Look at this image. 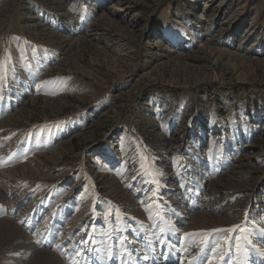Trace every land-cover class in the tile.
Instances as JSON below:
<instances>
[{"label":"rangeland","instance_id":"374dc122","mask_svg":"<svg viewBox=\"0 0 264 264\" xmlns=\"http://www.w3.org/2000/svg\"><path fill=\"white\" fill-rule=\"evenodd\" d=\"M204 1L131 0V20L114 18V25L106 26L95 22L101 11L97 0H0V121L12 115L1 122L0 137L6 134V141L0 139V154L7 155L0 169L19 170L8 176L21 199L14 215L33 198L34 207L45 203L33 228L44 222L46 209L59 208L71 220L80 217V223L99 220L103 225L108 221L131 236L134 221L126 213L131 197L149 204L162 197L161 189L174 179L185 186L204 176L231 177L232 166L238 165L243 172L222 182L230 194L242 192L225 195L218 209H233L250 193L240 212L245 219L237 230L227 222L207 232L216 235L219 244L230 233L233 239L236 233H246L249 240L255 230L252 239L258 252L250 258L260 264L264 0H222L220 22L228 30L219 28L221 24L209 29L201 22ZM65 23L83 28L93 23L92 29L100 33L96 39L82 40L81 34L64 33ZM246 32L250 34L245 41ZM155 39L176 46L178 52L158 48ZM164 138L170 143L167 152ZM38 167L37 173L30 172ZM107 177L115 178L127 197L101 188L100 180ZM181 191L187 194L185 187ZM209 199L204 197L203 203ZM164 206L167 202L161 209ZM61 221L66 219L56 223L59 230ZM139 229L131 237L134 241ZM48 234L53 238L55 229ZM129 242L118 235L113 252L150 264L152 246L148 252L130 251ZM99 246L108 251L106 240ZM4 257L0 254V264L7 263Z\"/></svg>","mask_w":264,"mask_h":264},{"label":"bare ground","instance_id":"6f19581e","mask_svg":"<svg viewBox=\"0 0 264 264\" xmlns=\"http://www.w3.org/2000/svg\"><path fill=\"white\" fill-rule=\"evenodd\" d=\"M223 1H204L200 18L202 19L201 22H205L208 25L209 29L212 26L221 24V26H218L219 28L228 30V26L226 28L223 25L224 22H220V17L223 15ZM96 4L101 6V11L95 22L100 21L106 26H113L114 18L117 22L131 20L130 18L127 19L132 8L131 0H97ZM207 12H209L207 16L203 15V13ZM92 24L83 28L70 27L69 24L65 23L61 24V27L64 33L81 34L82 40H92L96 39L100 33L97 28L92 29ZM245 31L247 30L244 29ZM247 34L250 33H245V41L248 40ZM66 38L71 37L66 36ZM66 40L70 41L69 39ZM154 43L155 46L166 49L169 53L178 52L176 46L162 45L163 42L157 39H155ZM13 100L15 102L18 101V99ZM11 116L6 114L1 118L0 135L2 133V120L6 121ZM3 135L6 137V134ZM4 136L0 137L2 142L6 141ZM162 140L163 145L166 144L164 152H167L170 148V143L166 138ZM8 146V144H5L4 150L8 151ZM8 152L10 153V150ZM6 155L4 154L1 157L2 155L0 154V162H6ZM162 159L167 164L166 160H164L165 156ZM163 166L166 167L164 164ZM2 170L0 169V247L2 245L4 247L0 250V254L5 256L6 264H76V261H79L78 264L81 262L82 264H89V260H91V264H138L136 260L133 262L129 261V254L118 257L113 252L112 241L114 242L118 235H121L124 239H130L128 243L130 251L143 250L148 252L147 249L152 246L153 256L150 258V264H256L253 261L254 257L250 258L251 255L255 256L258 252V248L254 245V239H252L254 234H256L255 230L252 229L253 232H251L249 240L246 239V233H236L235 239H233L232 233H230L228 240L224 241L225 239L222 238L223 240L219 243L220 245L216 241V235L212 234L210 235L211 237L208 235V230H212L214 233L227 222L232 226H241L245 219L244 215L240 217V212L248 204H245V201L248 202L250 193L247 197L241 198L242 200L238 202L235 208L220 207L218 209L220 202L225 201V195L230 197L242 192V190H239L230 194V189L225 187L222 182V180L224 182H227L228 179L233 180L243 172L242 168L238 167V165L232 166L231 171L233 170V173L230 174L231 177L226 175L223 178H211L209 180L208 176H204L194 181V184L187 183L185 186H183V183L178 184V179H174L170 187L161 189L162 197H158V200L151 201L149 204L142 205V200H134L135 197H131L126 202V213L130 216L129 221H134L128 233L133 235L140 228V233L135 241L131 239L132 235H126L122 228L120 232L116 231L117 227L108 221L106 225H103L99 220H96L95 223L93 221L84 223L85 220L83 219L80 223V217H77L76 219H72V223L71 216L69 217L66 211H62L59 208L53 210L46 209L47 214L43 216L45 217L44 222H40L33 228L36 224L37 216L42 213L41 207L45 203L43 201L37 202L38 207H34L32 198L30 206L23 207L24 209L19 212L21 214L14 215L21 199L14 192L15 188L12 184V178L8 176H16L19 170L18 167L12 170ZM38 171H40L39 167L30 169L31 173H37ZM220 171L222 173V170ZM6 174L7 176H5ZM172 176V174L169 176V180L172 179ZM183 176L186 178L185 174ZM207 179L208 181H206ZM100 181L101 188L106 190V192L120 194L123 198L127 197L126 192L117 184L115 178L107 177ZM196 185H198L199 189ZM203 185H206V187L203 193H200ZM250 186L252 192L253 186ZM184 187L187 189V194L182 196L183 193L180 194V191L182 188L184 190ZM7 188H11L12 190L9 191ZM204 197L210 198L209 201L203 203ZM165 202H167V206L161 209V204H165ZM140 206L142 209L137 208ZM259 208L264 210V205L260 204ZM1 212H4V214ZM26 212L28 213L26 214ZM43 217L41 220H43ZM61 218H65L66 221L60 222L62 227L59 230L56 223ZM154 219L156 221L151 224V221ZM148 223L152 225V228H149ZM84 224L87 225L86 228ZM258 224L264 226V213L258 218ZM125 226L128 225L125 224ZM31 228L35 229L33 233H29ZM54 229L56 235L51 238L48 232ZM102 230H105V232ZM261 230L264 231V229ZM185 233L189 235L186 236ZM156 239L159 240V250H157ZM50 240H53L54 243H47ZM103 240H106L108 245V251L105 253L102 251L103 246H99V243H102ZM187 240L191 241V243L187 244ZM80 249H82L83 253ZM84 252L85 256H83ZM105 255L107 256L105 257ZM230 255L233 259H230ZM139 260L143 261L144 256L139 257ZM260 264H264V259L261 260Z\"/></svg>","mask_w":264,"mask_h":264},{"label":"snow or ice","instance_id":"6c2138e0","mask_svg":"<svg viewBox=\"0 0 264 264\" xmlns=\"http://www.w3.org/2000/svg\"><path fill=\"white\" fill-rule=\"evenodd\" d=\"M83 19V18H82ZM238 226H233V228L235 229V228H237ZM185 235L187 236V235H189L188 233H185Z\"/></svg>","mask_w":264,"mask_h":264}]
</instances>
